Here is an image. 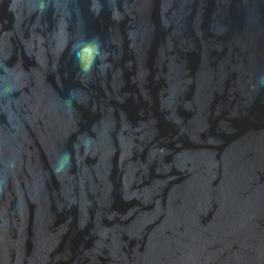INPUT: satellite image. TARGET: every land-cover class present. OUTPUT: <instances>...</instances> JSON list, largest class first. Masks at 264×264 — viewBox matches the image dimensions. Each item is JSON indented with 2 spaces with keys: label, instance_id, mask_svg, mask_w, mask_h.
I'll use <instances>...</instances> for the list:
<instances>
[{
  "label": "water",
  "instance_id": "95a60500",
  "mask_svg": "<svg viewBox=\"0 0 264 264\" xmlns=\"http://www.w3.org/2000/svg\"><path fill=\"white\" fill-rule=\"evenodd\" d=\"M0 264H264V0H0Z\"/></svg>",
  "mask_w": 264,
  "mask_h": 264
}]
</instances>
